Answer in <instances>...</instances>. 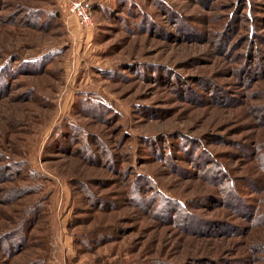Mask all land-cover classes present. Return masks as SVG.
Returning <instances> with one entry per match:
<instances>
[{
  "label": "rangeland",
  "instance_id": "rangeland-1",
  "mask_svg": "<svg viewBox=\"0 0 264 264\" xmlns=\"http://www.w3.org/2000/svg\"><path fill=\"white\" fill-rule=\"evenodd\" d=\"M16 232L0 264H264V0H0Z\"/></svg>",
  "mask_w": 264,
  "mask_h": 264
},
{
  "label": "trees",
  "instance_id": "trees-1",
  "mask_svg": "<svg viewBox=\"0 0 264 264\" xmlns=\"http://www.w3.org/2000/svg\"><path fill=\"white\" fill-rule=\"evenodd\" d=\"M34 63V62H33ZM33 70H35V69H33ZM88 103H89V105H91V107H92V110L94 111V113H95V111H97L99 108V105L101 104V102L99 103V104H97L96 102H94V101H90V100H88ZM106 107L108 106V105H105ZM101 107V106H100ZM63 130V129H62ZM62 130H60L61 132H63L62 134H65L64 136H63V138L64 139H66V140H69V139H71V135L73 134V129H69V131H67L66 132V129H64L65 130V132H64V130L62 131ZM61 132H60V134H61ZM57 133H58V131H57ZM56 133V134H57ZM67 133V134H66ZM62 136L58 139L59 141L62 139ZM73 136H74V134H73ZM53 147V146H52ZM10 169H12V168H10ZM223 172L224 171H221V170H219V169H217V168H215V179L217 180V181H220L221 179H222V177H223ZM225 173V172H224ZM13 174V173H12ZM12 174L10 175V178H11V176H12ZM227 178V177H226ZM141 183V182H140ZM139 184V183H138ZM137 184V185H138ZM140 185V184H139ZM138 185V186H139ZM138 197V196H137ZM140 197V199H138V200H140L142 203H143V201H144V198H143V200H142V198H141V196H139ZM180 206V205H179ZM181 208H184V207H181L180 206V209ZM186 209V208H185ZM185 209H183V210H185ZM242 212V211H241ZM244 214H248V210H246V208H244ZM34 214H36L37 215V218L39 219V215H40V212H39V210L37 211V212H34ZM29 218H31V219H35L34 217H29ZM31 219H29V220H31ZM26 220V219H25ZM23 226V225H22ZM21 233L19 232V233H14V234H10V233H5V235L3 236V237H1L2 239L0 240V249H6V242H8V241H11L12 242V244H14V245H16V242L17 241H20V239L18 238L19 236L22 238V242L18 245V246H22L23 245V242H24V239H25V236H24V234H23V236L22 235H20ZM15 249H16V247H15ZM5 252H7V251H5Z\"/></svg>",
  "mask_w": 264,
  "mask_h": 264
},
{
  "label": "built area",
  "instance_id": "built-area-1",
  "mask_svg": "<svg viewBox=\"0 0 264 264\" xmlns=\"http://www.w3.org/2000/svg\"><path fill=\"white\" fill-rule=\"evenodd\" d=\"M71 12L77 15L82 25L86 27H92L94 25L93 20V8L89 3L74 2L71 6Z\"/></svg>",
  "mask_w": 264,
  "mask_h": 264
}]
</instances>
